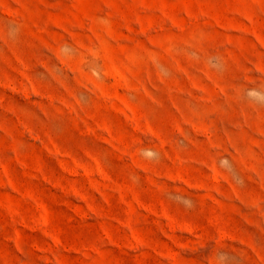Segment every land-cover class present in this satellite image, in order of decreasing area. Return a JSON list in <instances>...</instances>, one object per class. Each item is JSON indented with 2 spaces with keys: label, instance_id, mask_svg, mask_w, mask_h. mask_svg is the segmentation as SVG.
Masks as SVG:
<instances>
[{
  "label": "rangeland",
  "instance_id": "1",
  "mask_svg": "<svg viewBox=\"0 0 264 264\" xmlns=\"http://www.w3.org/2000/svg\"><path fill=\"white\" fill-rule=\"evenodd\" d=\"M0 264H264V0H0Z\"/></svg>",
  "mask_w": 264,
  "mask_h": 264
}]
</instances>
